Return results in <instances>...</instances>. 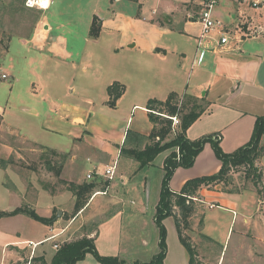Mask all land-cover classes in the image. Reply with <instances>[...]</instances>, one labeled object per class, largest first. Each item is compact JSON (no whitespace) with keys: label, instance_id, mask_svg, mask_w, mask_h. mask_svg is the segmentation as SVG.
Returning <instances> with one entry per match:
<instances>
[{"label":"crops","instance_id":"crops-1","mask_svg":"<svg viewBox=\"0 0 264 264\" xmlns=\"http://www.w3.org/2000/svg\"><path fill=\"white\" fill-rule=\"evenodd\" d=\"M24 1L0 0V147L6 150L5 155H0L3 171L0 184L4 186L5 201L9 204L0 211H12L30 203V183L35 188L29 208L47 218H52L57 211L49 224L23 213L0 217V223L3 222V226L0 224V264L21 260L23 254L29 258L39 255L50 263L56 252L55 242L74 240L84 233L83 227L89 225L95 229L87 236L94 239L99 254L117 256L127 264L149 263L158 252V231L137 240L134 233L124 235L123 219L135 216L156 227L154 214L158 200L149 208L140 199H134L131 193L135 187H130L132 175L120 173L118 181L121 183L111 180L72 213L76 200L69 190L51 191V187L45 188L39 181L32 180L27 185L24 177L10 166L14 164L13 158L20 152L35 154L36 146L53 154L69 153L62 171L63 179L74 183L81 179L73 175L71 169L78 165L76 159L85 148L88 149L84 150L86 159L101 166L115 163L117 167L123 158L133 162L134 159L121 154V148H131L135 137L145 145L153 129L146 101L149 98L163 100L170 92L204 97L210 104L186 130L189 139L219 134L222 150L233 152L249 140L257 115L264 116V8L254 10L238 2L234 13L230 14V19L236 22L228 41L220 44L219 37L211 31L202 40L200 49L204 54L202 60L197 61L201 25L196 21L198 9L191 2L168 0L161 11L151 12L159 11V16L146 19L132 5L133 1L127 4V11L124 5L127 0H51L46 10L28 8ZM94 17L99 26L95 37L90 35ZM258 27L257 35L244 36L246 30ZM114 82L123 84L124 91L110 106L107 87ZM66 87L71 93H77L74 99L73 94L68 97ZM103 107L113 113L105 111L103 124L107 131L101 135L95 131L96 122L89 124V120L96 115L95 108ZM138 111L143 114H137ZM18 113L27 121L22 127L12 120ZM135 115L138 122L133 124ZM15 126H20V130L16 131ZM37 134L60 137L65 139V144L48 145L40 142L41 139L37 141ZM6 138H10V142ZM12 140L29 147L14 144ZM204 147L207 156L202 167L175 169L169 183L173 192H178L187 179L219 170L221 163L211 154L210 144ZM168 153L169 150L159 153L148 166L159 156H162V166ZM10 157L12 160L6 165L1 164ZM258 163L264 178V153ZM7 171L12 175H7ZM237 175L232 174L234 183L241 178L246 180ZM214 187H203L198 192L199 202L206 207L199 233L219 246L235 233L236 247L241 246L245 232L252 230L249 217L254 206L253 195L239 187L233 190ZM60 194L68 199L63 202L58 197ZM215 207L220 212H212ZM58 211H61L60 216H57ZM224 212L231 215L230 219ZM237 222L240 227L235 232L232 225ZM15 223L41 226L43 232L15 239L14 235L20 233L15 231ZM163 224L167 245L163 264H188L189 254L179 241L173 218L165 217ZM258 229L264 231V228ZM135 231L128 229L127 232ZM141 232H145V226ZM52 234L57 236L50 239ZM74 264L101 263L87 253Z\"/></svg>","mask_w":264,"mask_h":264},{"label":"rangeland","instance_id":"rangeland-1","mask_svg":"<svg viewBox=\"0 0 264 264\" xmlns=\"http://www.w3.org/2000/svg\"><path fill=\"white\" fill-rule=\"evenodd\" d=\"M132 1L134 2V4H132L133 3ZM183 1L190 3V0H183ZM176 2L177 0H175V3ZM167 3H169L168 0H127V2L124 3V5L127 11H128L127 4L135 5L136 10L142 15L143 18L150 19L154 16H159L160 14L159 11H161V9H163L164 5H166ZM237 4H238L237 1L219 0L218 4L214 8V15H216V17L227 26L228 32L226 34L229 36L232 35V32H233L232 30L236 22L230 19L231 17L230 14L232 15L234 13V8H236ZM243 5L247 7V5L245 4ZM155 9L159 11L157 13H151L153 12V10L156 11ZM65 15L66 13L63 15V17H65ZM17 16H21V15L18 14ZM14 17H16V15H14ZM235 19L237 20V18ZM211 34H213L215 37H220V34H218L216 30H214ZM1 48L3 50L4 46H2ZM2 50H1V53L3 52ZM65 91L67 92L68 97H72V94H73L72 99H74L77 96L76 95L77 93H71V91L69 90V87H66ZM82 106L86 107L84 105ZM44 108L47 109L46 104H44ZM103 108L104 109L95 108L96 115H92L89 120V124H92L93 121L96 122L95 131L101 135L106 134V131H107L106 125L103 124L105 120V114H106L105 111H109L113 113L112 110H109L106 107H103ZM141 113L142 112L138 111L137 114H141ZM18 114H16L17 116H13L12 120L15 121L18 125L20 124L22 127L23 123L26 124L27 121L22 114L21 115L19 114V117H18ZM111 116L112 115L107 116V117L109 118ZM136 122H138L137 115L134 116L133 124ZM18 127L15 128V130L17 129L16 131L20 130V128ZM27 127H30V126L27 124ZM176 130H178V128ZM206 135H209V134L199 135L190 140H196ZM174 136H175V133L171 131V133H169L166 136L165 141L172 139V137ZM35 138L37 139V141L41 139L40 142H46L48 145H51L53 143H61L60 146H62L65 144L64 142L65 139H61L60 137H57L54 135L41 134L40 136L39 134H37ZM6 140L10 142V138H6ZM262 140H264V135L261 139V142H260L261 144H262ZM12 143L22 145V147H25V148L29 147L28 144L26 143L20 144L19 141L15 143L12 140ZM131 143L132 144H130V147L132 149L139 150L143 147L144 142L143 140L135 137L133 138ZM36 147L37 148H36L35 154L29 153V152L16 153L15 157L13 158L14 164H11L10 166L18 173L19 176L24 177V179L27 182V185L32 180L34 183L36 182L38 183L39 181V183H41L43 186L45 185L51 186L55 189L56 192L64 190L66 184L61 182V181L65 182V179H63L64 174L62 171L65 166V162H67L69 153H54L53 154L51 150L47 151V150H43L42 147H38V146ZM84 150H88V149L85 148L82 150V152L79 153V156L76 159V162L78 165H74V169H71V170L73 172V175L77 174L79 179H81V181L78 182L77 184H86V183L91 184L90 182H92L94 183V185L90 187V189L87 192L84 193L80 201L82 202L85 200L87 201L88 198H90L93 195L94 191L103 189V187H105L111 180L113 182L121 183L118 181L120 173H127L128 175L129 174L132 175L131 181H130L131 182L130 187L132 186L135 187V189H133V192L131 193L132 194L131 196L134 197V199H136L137 201L140 199V201L146 203V205H148L149 208L153 207L154 202L158 200L161 182L163 179V169H162V166H160L161 165L160 160L162 159V156H159L157 159H155V163L153 165L148 166L147 164L143 166L142 168H139L140 165L138 161L136 162V160L135 161L132 160L133 162H126V159L123 158V160L120 162V165L118 164V166L116 167L115 174L111 180L103 176H100L99 178L96 177L95 179L90 180L86 178V174L92 171L93 168L96 166L104 168L105 165L101 166L100 163L95 162L92 159L87 160ZM175 151L178 152V148H175ZM210 152L211 154H214L213 150ZM5 153H6V150L3 147H0V155L1 154L5 155ZM206 156L207 155H206L205 147H203V149L199 152L197 156L198 160L196 161L197 159L196 158L193 165L196 166V168L202 167L205 164ZM129 157L134 159L132 156H129ZM47 160L50 161L53 169L49 170L47 168V164H46ZM230 164H232V162L228 161L226 166L228 167V165ZM254 164L255 166H257V170H260L261 172L258 178V182H256V184L253 183V180L251 177H246L245 172H244V167L240 166L238 167L239 169L238 171L230 172L227 182L225 181L224 183L221 182V183L210 186L211 188L215 189L214 186L218 185L221 187L222 190L224 189L233 190L239 187L241 189L250 191L252 193L254 206L252 207V213L250 214L251 216L249 217L251 220V225L249 229H252V230L245 232L244 237L242 239V244H240L241 246H239L238 244V247H236L237 246L236 244L238 241H236L237 237L235 236V233H233V235L230 234L225 244L222 242V246H219L216 243L207 239V237L205 236L203 237L200 235L199 230L202 224L203 210H205L206 207L205 205H203V203L199 202L198 197H196L198 200L193 199L195 211H194V214H192V216H190L187 219V223H185V221H183V219L181 218V215L179 213L180 212L179 208H177L175 205L173 206L172 208L173 213L177 214L178 217L180 218V227H181L183 236L187 238V240H189L195 247L196 259L193 264H264V231L258 229V227L264 228V178H263L262 169L260 168L259 163H258V159L255 160ZM59 168L61 169V171H60L59 176H57L56 171ZM2 173L3 171L0 170V176ZM236 173L239 174L237 175L238 177L239 176L245 177L246 180L243 181L241 178L240 182L234 183L232 180L235 177H233L232 174H236ZM7 175L11 176L12 174L10 171H7ZM11 179L14 182L16 181L15 178L14 179L11 178ZM177 181L178 180H176L173 183V185L177 183ZM66 182H69V181L66 180ZM30 184L32 185L29 188V196H30L29 202L31 203L32 197L34 196L33 194H34L35 187L33 186L32 183ZM1 185L2 184H0V208H4V207H7L9 204H7V202L5 201L6 196L4 193V186H1ZM58 197L60 200H63V202H65L68 199V197L64 194H60ZM30 203H25L23 206L26 208H29L31 207ZM212 205H209V207H212ZM56 211L57 210L54 211L52 218L56 217ZM211 211L220 212L218 208L216 209V207L215 209ZM72 213H76V210L74 209ZM224 213L226 214V218L230 219L231 215L226 212ZM213 215H214L213 218L216 219L217 218L215 216L216 214H213ZM64 217L66 218L67 215H65ZM258 221H260V224H257ZM123 222H124L123 231H126L124 232V235L131 236L132 235L131 233H134L136 235L135 238H137V240L141 239L144 235L149 237L155 230L157 231L155 225H152V223L150 222L147 223L146 220H141L140 218L135 217V216H129L127 218L125 217V219H123ZM0 224L3 226V222ZM13 224L14 223H10V225H13ZM16 225L17 226H13V227H15L16 232H20V233L14 235L15 239L17 236H18V239H23V238H26V236L28 235H31V236L33 234L39 235L41 232H43V229L41 226L40 227L37 225H31V227L25 226V225L21 226L20 223H17ZM32 226H37V227H32ZM143 226H145V232H141ZM233 226L235 228V232H236V229L240 227L238 222L236 224H233L232 227ZM94 229H95V226L93 225L84 226L83 227L84 233L81 234L82 236L80 235V237L78 238H81V237L92 238V237L87 236V234L89 231L93 232ZM128 229H135L136 231L127 232ZM216 236H218V234H216ZM46 244H49V243H45V245ZM140 253H143V252H140ZM23 256H24L23 259L15 260L9 264H42L43 261L46 262L44 259L41 260L40 258H43V257L39 255L32 257V258H29L27 255L25 256L24 254Z\"/></svg>","mask_w":264,"mask_h":264},{"label":"trees","instance_id":"trees-1","mask_svg":"<svg viewBox=\"0 0 264 264\" xmlns=\"http://www.w3.org/2000/svg\"><path fill=\"white\" fill-rule=\"evenodd\" d=\"M98 20L97 17L93 18L90 35L95 37L98 34ZM124 91L123 84L114 82L107 87L109 95V105L113 106L116 100L121 96ZM210 107V104L204 100V97H196L188 93L179 95L176 92H170L163 100L157 98H149L146 101L145 108L148 113L150 122L153 124V129L148 135V140L145 145L135 150L132 148L122 147L120 152L125 156H132L134 160L139 162V168L151 163L153 159L161 152L170 150L165 157L162 169L163 179L161 182L159 198L156 204L154 222L158 231V252L153 259L146 264H163L165 254L167 251L166 245V229L163 224L165 217L171 216L173 218L175 228L178 234L179 241L185 247L189 254L188 264H193L196 259V250L194 245L187 240L182 234L180 227V218L177 214L173 213V206L175 205L180 210V215L183 221L187 223V219L194 214V200L198 197V192L203 187H210L221 182H227L230 172L238 171V167H244L246 177H251L253 183L258 182L261 174L255 166V160L259 159L264 151V145H261V139L264 135V116H257L255 119L254 127L249 140L238 147L233 152H224L220 146L219 134H209L202 136L196 140H190L186 136L188 127ZM176 115L179 119L178 130L175 131V136L172 139L165 141L166 136L171 133V120L169 116ZM1 122V116H0ZM205 143H210L215 156L220 161L221 165L216 173L208 175H200L187 179L178 192H173L169 188V181L177 167L188 168L191 167L199 152L203 149ZM178 148V152L175 151ZM174 149V150H173ZM2 160L1 164L6 165L11 161ZM231 161L232 164L227 165ZM47 168L53 169L50 161H46ZM61 169L56 171L59 176ZM257 172V173H256ZM65 188L69 190L75 197V210H79L85 204V201H80L85 192L94 185L91 184H77L74 182H64ZM45 188L51 187L48 185ZM55 189L51 187V191ZM23 213L29 217L49 224L53 218H47L38 215L34 210L24 206L17 207L12 211H0V217ZM187 227V226H186ZM87 253L92 254L95 259L101 264H127L117 256L101 255L97 251L94 239L81 237L68 242H63L56 249L50 263L43 261L42 264H74L83 259ZM41 260L43 258H40ZM135 264H144L138 263Z\"/></svg>","mask_w":264,"mask_h":264},{"label":"built area","instance_id":"built-area-1","mask_svg":"<svg viewBox=\"0 0 264 264\" xmlns=\"http://www.w3.org/2000/svg\"><path fill=\"white\" fill-rule=\"evenodd\" d=\"M51 0H25L24 5L28 8H34L38 10H46L50 5ZM233 1V0H232ZM239 3H243L248 7L259 10L264 7V0H234ZM193 3L198 11L196 12V21L201 25V33L197 39V61H201L203 58L204 50L200 49L202 46V40L211 33L213 30H218L221 32V36L219 37V43L224 44L228 41L229 35L226 33L227 26L219 20L214 15V8L218 4L219 0H190ZM189 17H193L192 14H189ZM258 28H254L252 30H246V35L244 36H255L258 34ZM2 77H5L3 74ZM171 120V129L172 132L175 133L176 129L179 125V119L176 115L169 116ZM116 164L106 165L104 168H100L98 166L94 167L92 171L86 174V178L93 180L96 177L99 178L100 176L106 177L107 179H112L115 174ZM197 199V198H193ZM57 234H52L49 238L54 239ZM63 243V242H62ZM61 244V243H60ZM57 242L53 244V247L57 249L59 245Z\"/></svg>","mask_w":264,"mask_h":264},{"label":"water","instance_id":"water-1","mask_svg":"<svg viewBox=\"0 0 264 264\" xmlns=\"http://www.w3.org/2000/svg\"><path fill=\"white\" fill-rule=\"evenodd\" d=\"M60 215H61V211H58V212H57V216H60Z\"/></svg>","mask_w":264,"mask_h":264}]
</instances>
